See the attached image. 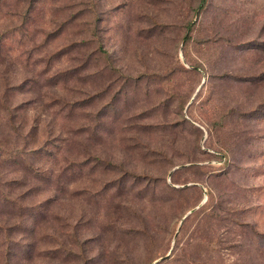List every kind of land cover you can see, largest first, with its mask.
I'll list each match as a JSON object with an SVG mask.
<instances>
[{
	"label": "rangeland",
	"instance_id": "rangeland-1",
	"mask_svg": "<svg viewBox=\"0 0 264 264\" xmlns=\"http://www.w3.org/2000/svg\"><path fill=\"white\" fill-rule=\"evenodd\" d=\"M198 3L0 0V264H264V0Z\"/></svg>",
	"mask_w": 264,
	"mask_h": 264
},
{
	"label": "trees",
	"instance_id": "trees-1",
	"mask_svg": "<svg viewBox=\"0 0 264 264\" xmlns=\"http://www.w3.org/2000/svg\"><path fill=\"white\" fill-rule=\"evenodd\" d=\"M205 4H206V0H199L198 6H197L196 11H195L196 14H198L199 11H201L204 8ZM191 28H192V23H189L188 28H187L188 34L191 31Z\"/></svg>",
	"mask_w": 264,
	"mask_h": 264
},
{
	"label": "water",
	"instance_id": "water-1",
	"mask_svg": "<svg viewBox=\"0 0 264 264\" xmlns=\"http://www.w3.org/2000/svg\"><path fill=\"white\" fill-rule=\"evenodd\" d=\"M157 262H158V261H157ZM155 263H156V262H155ZM155 263H154V264H155Z\"/></svg>",
	"mask_w": 264,
	"mask_h": 264
}]
</instances>
